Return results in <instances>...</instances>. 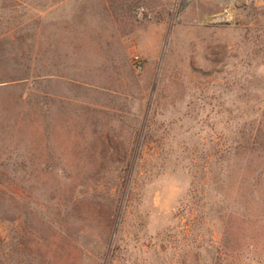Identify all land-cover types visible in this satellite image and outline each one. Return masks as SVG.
I'll list each match as a JSON object with an SVG mask.
<instances>
[{"label": "rangeland", "instance_id": "obj_1", "mask_svg": "<svg viewBox=\"0 0 264 264\" xmlns=\"http://www.w3.org/2000/svg\"><path fill=\"white\" fill-rule=\"evenodd\" d=\"M0 264H264V0H0Z\"/></svg>", "mask_w": 264, "mask_h": 264}, {"label": "built area", "instance_id": "obj_2", "mask_svg": "<svg viewBox=\"0 0 264 264\" xmlns=\"http://www.w3.org/2000/svg\"><path fill=\"white\" fill-rule=\"evenodd\" d=\"M138 13L140 15H144V14H146V11L144 10V8H139ZM148 16H150V15H148ZM132 63H133V68L137 73H141L143 71V63H142V60L140 59V57L138 55H135L133 57Z\"/></svg>", "mask_w": 264, "mask_h": 264}, {"label": "crops", "instance_id": "obj_3", "mask_svg": "<svg viewBox=\"0 0 264 264\" xmlns=\"http://www.w3.org/2000/svg\"><path fill=\"white\" fill-rule=\"evenodd\" d=\"M74 1H78V2H80L81 0H74ZM39 42V40L37 41V43ZM46 41H45V39L42 37V39H41V43L43 44V48H44V44H46L45 43ZM36 49H38V48H36ZM42 55V57L44 56V54H41Z\"/></svg>", "mask_w": 264, "mask_h": 264}]
</instances>
